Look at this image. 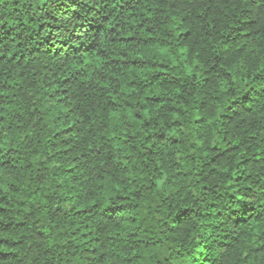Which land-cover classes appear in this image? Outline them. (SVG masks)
<instances>
[{
  "label": "trees",
  "instance_id": "trees-1",
  "mask_svg": "<svg viewBox=\"0 0 264 264\" xmlns=\"http://www.w3.org/2000/svg\"><path fill=\"white\" fill-rule=\"evenodd\" d=\"M0 264H264V0H0Z\"/></svg>",
  "mask_w": 264,
  "mask_h": 264
}]
</instances>
